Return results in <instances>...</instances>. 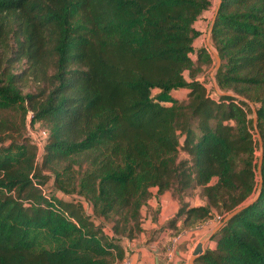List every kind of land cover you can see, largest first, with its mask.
<instances>
[{
	"label": "trees",
	"instance_id": "16d2710c",
	"mask_svg": "<svg viewBox=\"0 0 264 264\" xmlns=\"http://www.w3.org/2000/svg\"><path fill=\"white\" fill-rule=\"evenodd\" d=\"M211 6L0 0V264H121L153 187L154 222L160 194L179 202L169 243L246 205L197 262L264 264V0L217 6V89L201 78L212 52L194 46Z\"/></svg>",
	"mask_w": 264,
	"mask_h": 264
},
{
	"label": "crops",
	"instance_id": "0c3cea01",
	"mask_svg": "<svg viewBox=\"0 0 264 264\" xmlns=\"http://www.w3.org/2000/svg\"><path fill=\"white\" fill-rule=\"evenodd\" d=\"M177 95L182 96L179 93ZM157 189V187L152 188L153 197L143 210V231L137 237L123 242L129 251L121 264H124L126 260L130 262L129 264H192V254L206 232L199 228L183 231L178 236L174 247L170 248V230L162 228V225L176 213L179 202L169 190L160 194L161 210L158 221L154 222L151 211L157 204ZM186 200L192 205L204 203L199 195L187 196Z\"/></svg>",
	"mask_w": 264,
	"mask_h": 264
},
{
	"label": "rangeland",
	"instance_id": "374dc122",
	"mask_svg": "<svg viewBox=\"0 0 264 264\" xmlns=\"http://www.w3.org/2000/svg\"><path fill=\"white\" fill-rule=\"evenodd\" d=\"M211 2H212L211 8L209 10H207L201 16V18L197 21V23L195 24V27L198 30L201 31V36H199V38H197L195 40L194 45H195V47H200L202 45L207 46L208 49L212 52V54H213V56L215 58L214 51H216V50L213 47V45L211 43V40L209 38V29L211 27V23L213 21V18H214V15H215L216 8L218 6L219 0H211ZM215 65H216V59H215ZM214 68H215V66L213 68H211V69L207 68L205 70V72L201 75V78L203 80H205L207 78H208V80L211 79L212 80L213 87L215 89H217L216 86H215V83H214V78L212 76V73L214 72ZM187 75H188V73L186 72V76ZM207 85H208L209 88H211L210 82H208ZM34 88H36V85L32 83L29 87L24 88V91L26 92L29 89H34ZM179 95H182V93H179ZM41 129H42V126H40L39 124H36L35 125V129H33V130L39 131ZM257 137L259 138V135H257ZM40 153H42V150H40ZM260 153H261V151H260V148H259L257 150V152H256V155L258 156V158L260 157ZM46 190L47 191L52 190V181L51 180L48 182L47 187H46ZM194 195H198V190H192V191H190V193L188 194V197H191V196H194ZM85 207H86V210L87 211H90L91 210V208H90L89 205L85 204ZM213 218L214 217H212L210 220H208V222L204 223L203 225L197 227V229L199 228V229L203 230V232H206V233H204V235L207 234L209 231H211L212 229H214L220 223V221H217V222L213 221L212 220ZM207 246L214 247L215 246V241L214 240H211V241L209 240L206 243V247Z\"/></svg>",
	"mask_w": 264,
	"mask_h": 264
},
{
	"label": "water",
	"instance_id": "95a60500",
	"mask_svg": "<svg viewBox=\"0 0 264 264\" xmlns=\"http://www.w3.org/2000/svg\"><path fill=\"white\" fill-rule=\"evenodd\" d=\"M221 4V0H219V3L218 5ZM216 15H214V18H213V21L215 19ZM211 30H212V26L210 27L209 29V38H210V33H211ZM214 55H215V59H216V65H215V68H214V72L212 73V76L214 78V83H215V86L217 87V83H216V80H215V73L216 71L219 69L220 67V64H221V57L220 55L214 51ZM224 94H227V93H224ZM231 95L235 96V97H238L250 104H252L247 98L245 97H242L238 94H235V93H231ZM254 112H255V117H254V122L256 123V110L254 109ZM259 141H260V157H259V162H258V172H259V188L262 184V176H261V173H260V170H261V165H262V158H263V146H262V141H261V137L259 135ZM244 206H240V207H237L235 209H233L232 211H230L229 213H227L225 215V217L223 218V220L214 228L212 229L211 231H209L207 234L203 235L200 239V241L198 242L193 254H192V257H191V263L192 264H198L196 263L197 261V258L203 254L206 250V243L213 237V235L215 234L216 231H218L220 229V227L226 222L228 221L229 219H231L233 216H235L240 210H242Z\"/></svg>",
	"mask_w": 264,
	"mask_h": 264
},
{
	"label": "built area",
	"instance_id": "2783aa9c",
	"mask_svg": "<svg viewBox=\"0 0 264 264\" xmlns=\"http://www.w3.org/2000/svg\"><path fill=\"white\" fill-rule=\"evenodd\" d=\"M31 114V112H30ZM29 133L30 135L32 136L33 140L38 144V146L40 148H42L43 146V143H44V140L45 138L47 137V132L46 130L42 129V130H39V131H35L33 129H30L29 130ZM221 219V216L220 215H216L212 220L217 222ZM210 222V221H209ZM179 236V235H178ZM178 236H175L172 241L170 242V248H173L174 247V244L175 242L177 241L178 239ZM130 262L128 260H126L124 262V264H129Z\"/></svg>",
	"mask_w": 264,
	"mask_h": 264
}]
</instances>
